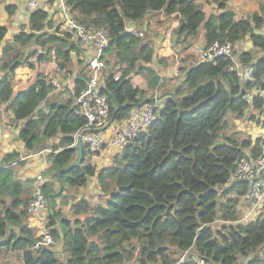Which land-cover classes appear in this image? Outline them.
Instances as JSON below:
<instances>
[{
    "label": "trees",
    "instance_id": "16d2710c",
    "mask_svg": "<svg viewBox=\"0 0 264 264\" xmlns=\"http://www.w3.org/2000/svg\"><path fill=\"white\" fill-rule=\"evenodd\" d=\"M229 1L210 0L221 12L207 15L198 0H65L79 22L109 34L104 58L113 70L105 73L100 90L110 104L111 124L125 121L134 109L153 101L154 95L147 96L131 75L145 77L149 90L156 91L164 75L154 61L168 64L157 55V42L127 31L131 21L160 11L179 13L180 23L172 32L176 45L187 49L203 25L206 45L236 44L251 36L264 52V35L254 33L263 25V16L253 12L236 19ZM16 11L15 5L9 6L11 16ZM8 34V27L0 24V106L8 103L14 122H23L19 137L28 152L47 148L46 140L61 135L43 185L50 201L48 226L60 250L34 247L36 230L26 220L33 180L15 177L12 163H22L15 152L4 156L0 165V264L7 252L20 256V264H264V213L256 221L241 222L242 200L251 185L248 180H231L238 161L259 154L261 139L239 142L224 135L229 111L239 116L249 107L264 111V56L254 60L253 52L243 50L235 52L236 57L179 66L174 89L148 130L100 169L88 163L91 152L84 146L81 165L62 172L60 191L57 170L76 159L74 134L87 119L69 89L66 100L42 106L55 88L43 74L14 97L15 72L21 66L55 61L59 71L70 74L73 53L80 58L84 49L45 9L33 10L5 42ZM77 62L81 66L72 81L76 95L91 75L88 62ZM238 65L253 66L254 83L241 79ZM257 88L263 95L249 102L248 93ZM93 176L99 189L96 202L66 194L68 187L86 186ZM69 205L70 214L64 210ZM243 257L249 259L241 263Z\"/></svg>",
    "mask_w": 264,
    "mask_h": 264
},
{
    "label": "built area",
    "instance_id": "2783aa9c",
    "mask_svg": "<svg viewBox=\"0 0 264 264\" xmlns=\"http://www.w3.org/2000/svg\"><path fill=\"white\" fill-rule=\"evenodd\" d=\"M10 2H22L30 11L36 9L43 1L52 0H9ZM62 12L63 21L66 30L73 32L83 45L91 44L94 46V53L88 60V68L91 72L87 87L78 95L73 87L69 86L74 95V105L87 119L84 128L74 134L77 141L82 137L83 145L91 153L95 154L105 146L122 149L132 140L139 137L142 133L160 117L159 107L161 102L157 95H154L153 101L146 103L138 109H134L129 118H127L110 139H106L105 131L113 124L110 123V104L107 96L101 93V84L105 81V73L109 66L104 58L106 48L110 44V37L104 28H89L71 15L65 3V0H54ZM146 26L127 27V31L140 37L146 36ZM235 43L230 41H215L211 44L198 45L195 47V53L200 62H213L219 57H234ZM243 81L254 83L255 77L253 66H243ZM174 76L179 75V68L176 67ZM119 78L118 75L115 76ZM55 87H61L62 83L57 79H51ZM260 89L248 93L247 100L252 102L254 96H262ZM1 134V128H0ZM259 154L256 157L244 158L237 162L236 168L232 174L231 180H248L251 188L248 195L242 200L241 222L256 221L264 213V133L260 136ZM45 181L42 175H38L33 181V197L27 204V211L30 215L37 217L40 228L39 235L35 241L34 247H52L57 244V238L52 234L51 227L48 226V211L50 201L48 195L43 190ZM184 257L181 258L183 260ZM201 264L206 263L199 260Z\"/></svg>",
    "mask_w": 264,
    "mask_h": 264
},
{
    "label": "crops",
    "instance_id": "0c3cea01",
    "mask_svg": "<svg viewBox=\"0 0 264 264\" xmlns=\"http://www.w3.org/2000/svg\"><path fill=\"white\" fill-rule=\"evenodd\" d=\"M205 6L204 11L207 13V15H210L212 13L219 14L221 10L217 7L215 3H211L210 0H205ZM15 5L17 7V11L14 15H10L8 12L9 6ZM202 5V4H201ZM229 8L234 10L236 13V19L246 18L249 16V14L253 12H259L263 18H264V9L261 11V7H264V0H230ZM36 9H45L48 11V13L53 16L56 19V22L58 25L61 26L62 29H65L64 21L62 12L58 7V3L55 1H43ZM33 9V10H36ZM33 10H29L22 2H10L9 0H0V24L6 25L9 29V34L7 36L6 40L10 39L13 35L18 33L20 31L21 26L27 22L30 13ZM155 13H164L162 12H155ZM167 17H171L170 25H168V29L165 31V38L163 42V46L158 45V52L157 55L159 57L165 58L166 61H169L171 63H174L173 67L164 68L161 64L158 65L156 61H154V66L159 70V72L165 73L167 79L162 80L164 83L163 86L158 88L156 91L149 90L148 88V81L145 77L133 73L131 75L132 81L136 86H139L143 90H147V96L157 95L159 97L160 102L163 103L164 99L169 96V93L173 90L172 83L170 82V79L174 76L173 72L176 67H179L180 65V58L174 53V50L171 46V40H172V32L175 28L178 27L180 23L181 16L179 13H173L171 15H166ZM162 19H165L162 17ZM173 20V22H172ZM142 22L141 21H131L127 27H138V25ZM204 29V26L201 25ZM201 27V28H202ZM199 29L198 35L195 38L194 42L196 41L197 44L204 45L205 43V31L202 29ZM261 31V35H264V23L259 28ZM4 43V42H3ZM84 52L83 55L80 56V58L77 56L76 53H73V60L69 66V68L74 73V78L76 77L77 71L80 68V64H78V59H83L85 62H87L94 53V46L91 44L83 45L81 43ZM240 48H242V51H250L254 53V60L259 59L260 57L264 56V52L260 50L258 47H255L251 36L247 37L243 42H238L236 44V51L240 52ZM2 52V49H0V54ZM236 57V55H235ZM35 60V58H33ZM32 59V60H33ZM157 59V58H156ZM237 59V58H236ZM192 64L193 61H188L187 63H184L182 65L188 66L189 64ZM74 64V65H73ZM73 65V66H72ZM243 65H238V69H242ZM39 74H43L49 77V79H57L61 83H64L63 80L66 76V74H69L64 71H59L57 69V65L55 61H48V62H36L34 68H30L29 66H21L18 69H16L15 72V78H14V90H15V96H18L20 92L27 89L32 83L35 82L37 79V76ZM2 77V74L0 73V78ZM165 77V76H163ZM74 79H67L65 82V86L68 85L66 88L70 91L71 87H73V81ZM167 81H169L168 84ZM69 82V83H67ZM103 83V82H102ZM179 83V82H178ZM65 86L63 87H55L54 90L50 93L48 99L43 102L42 106L45 107L46 102H58V101H64L66 100L69 95L68 91L66 90ZM8 103L3 104L0 106V128H1V134H0V165L4 161V156L7 154L18 152L20 154V160H22V163L13 162L12 166H14V173L15 177L21 181L26 180H35V178L38 175H42L45 182L49 180V176H47V172L49 167L51 166V160H50V154L52 152H58L55 151L57 145L60 141L61 135L46 140L47 148L43 150H39L37 152H28L26 149V146L24 142L20 139V128L23 124L22 121L20 122H14L13 120V113L11 109H8ZM122 122L114 123L109 129L105 131V137L106 139H110L113 137L114 133L121 128ZM258 123L260 125V131L257 135V137L253 140L255 141L257 138H260V136L264 133V113H261ZM225 131V130H224ZM226 136V135H225ZM228 137V136H227ZM75 139V138H74ZM244 140V139H243ZM72 146H77V141L75 140L74 144ZM249 149V148H248ZM120 149L114 148L112 146H105L102 149H100V152L98 154L91 153L88 156V163H91L92 165L96 166L97 169H100L112 162L113 156L119 151ZM250 149L248 150V152ZM77 158V156H76ZM106 162L104 166L101 165V163ZM97 164L100 165V167L97 166ZM59 183V182H58ZM97 184V177L93 176L89 179L86 186H83L79 188V196L75 200H80L82 198L89 199V192L87 189L90 187L91 184ZM33 186V183H32ZM88 193V194H87ZM84 196V197H83ZM72 204V203H71ZM69 212L66 213L70 214V205L66 208ZM65 210V209H64ZM27 223L30 227L34 228L36 230V237L39 235V228L40 224L36 216L27 214Z\"/></svg>",
    "mask_w": 264,
    "mask_h": 264
},
{
    "label": "rangeland",
    "instance_id": "374dc122",
    "mask_svg": "<svg viewBox=\"0 0 264 264\" xmlns=\"http://www.w3.org/2000/svg\"><path fill=\"white\" fill-rule=\"evenodd\" d=\"M198 1L202 4V8L204 10V6L206 5L204 2L205 0H198ZM160 12H162V11H160ZM162 17H164L165 19H162ZM170 22H171V17H167L166 14H164V13H149L144 17V19H142V22L138 25V27L141 28L142 26H146V28H145L146 37L157 42L158 45L161 47V46H163V42H164V38H165V31L168 29V25H170ZM172 22H173V20H172ZM201 29L204 30L203 27ZM240 42H243V41H240ZM198 45H201V44H197L196 41L195 42L193 41V43H191L188 46V48L186 49V48H183V46L176 45L175 44V38L174 37L172 38V40H171L172 49L174 50V53L181 60L179 66H184L182 64L187 63L188 61L192 60L193 61L192 64L190 63L188 66L185 65L186 68L187 67L191 68L192 66H194L200 62L198 59V56L195 53V47ZM240 49H241L240 50V52H241L242 48H240ZM235 52L240 53V52L236 51V47H235ZM235 52H234V55H235ZM167 63L168 64L166 66H163L162 64L161 65L167 69L171 66L173 67V65H174V63H171L169 61H167ZM111 70H113V69L109 65L107 73ZM116 74L120 75V72H116ZM161 75L165 76V77H162L163 81L167 79L165 73H162ZM74 76L75 75H74L73 71L71 70L70 74H66V76L63 80L64 83H62L61 87L65 86L64 84L67 81V79H74ZM170 82L172 83V86H175V84L177 82V78L172 77L170 79ZM67 83H69V82H67ZM168 83H169V81H167L166 84H168ZM68 85H70V84H67L65 86V88ZM173 89H174V87H173ZM261 113H264V111H261L259 109L254 108V107H249V109H247L245 111L244 115H241V116L237 115L236 113H234L232 111H229L225 115V120H227L228 126L224 131V135H226L228 137H233L234 139L238 140L239 142H241L243 139H251L253 141L257 137V135L260 131V125L258 123V119H259ZM105 164H106V162L101 163L102 166H104ZM97 166L100 167L99 164H97ZM59 186H60V184L57 182V187L59 188ZM78 190H79L78 188L76 189V188L68 187L66 194H69L74 199H76L79 196ZM87 191L89 192L88 198L90 200L96 202L99 199V197H98L99 196V189H98V185L96 183L95 184L92 183L90 185V187L87 189ZM32 197H33V192H32L30 199ZM66 208H67V206H64L65 211L67 210V212H69L68 209H66ZM53 247L54 248L59 247V250H60V245L59 246L54 245ZM2 264H20V256H18L16 253L13 254L11 252H7L4 255V257L2 258Z\"/></svg>",
    "mask_w": 264,
    "mask_h": 264
},
{
    "label": "water",
    "instance_id": "95a60500",
    "mask_svg": "<svg viewBox=\"0 0 264 264\" xmlns=\"http://www.w3.org/2000/svg\"><path fill=\"white\" fill-rule=\"evenodd\" d=\"M254 33L255 34H258V35H261V31L257 28L254 29ZM239 73L241 75V79L244 80V77H243V70H239ZM77 147H78V155H77V158L69 165L65 166V167H62L60 169L57 170V175H58V178H59V184H60V191L62 190L63 188V179H62V172L64 171H68L74 167H77V166H80L82 161L84 160V151H83V148H84V145H83V142H82V137L79 136L78 139H77ZM249 258L248 257H243L241 258V263H244L248 260Z\"/></svg>",
    "mask_w": 264,
    "mask_h": 264
}]
</instances>
